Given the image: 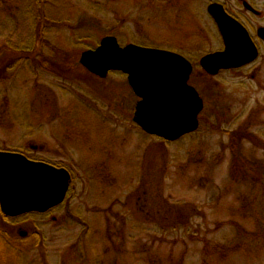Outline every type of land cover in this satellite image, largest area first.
Returning <instances> with one entry per match:
<instances>
[{"label":"rangeland","instance_id":"374dc122","mask_svg":"<svg viewBox=\"0 0 264 264\" xmlns=\"http://www.w3.org/2000/svg\"><path fill=\"white\" fill-rule=\"evenodd\" d=\"M37 3L0 1V148L68 169L71 189L48 213H0V264H264L263 92L250 82L246 95L231 91L241 87L232 74L219 91L217 78L201 81L196 132L169 142L132 121L125 74L99 78L79 62L105 35L197 63L213 50L202 32H214L200 4L184 13L166 0H40L38 13ZM242 97L262 111L248 128L261 148L240 143L247 174L232 168L218 130L228 123L213 113L240 110Z\"/></svg>","mask_w":264,"mask_h":264},{"label":"water","instance_id":"95a60500","mask_svg":"<svg viewBox=\"0 0 264 264\" xmlns=\"http://www.w3.org/2000/svg\"><path fill=\"white\" fill-rule=\"evenodd\" d=\"M212 17L218 22L214 11ZM221 31L226 38L225 50L200 58V65L210 74L247 61L248 49L241 45L236 48L227 39L226 30ZM79 62L101 78L110 71L126 75L138 98L132 121L146 134L172 142L197 129L203 104L198 92L187 83L192 66L182 54L132 43L120 46L116 37L104 35L95 48L81 52ZM70 178L64 167L30 160L18 151L0 150L1 213L17 216L58 205L66 195Z\"/></svg>","mask_w":264,"mask_h":264},{"label":"flooded vegetation","instance_id":"af4514ba","mask_svg":"<svg viewBox=\"0 0 264 264\" xmlns=\"http://www.w3.org/2000/svg\"><path fill=\"white\" fill-rule=\"evenodd\" d=\"M139 1H143V0H139ZM166 1H168V9L170 8V6H176V8L181 9L184 13L190 10L189 7H191L192 2L194 5L193 7H191V9L193 8L194 10L196 9L197 4H200V6H198L200 7V12H205L206 16L210 17V19L213 22L214 32L211 31V33L213 32V36L207 37L208 30L207 31L205 30L204 32H202L203 34H201L202 37H205V42L208 43L209 45L208 47H210L213 50L212 51L208 50L207 52L200 55L199 59L197 60V63H195L196 61L192 62L191 60H189L192 66V70L190 72L187 83L189 84V86H192L198 92V95L200 96V99L202 100V104H203L202 110H204L206 104L204 100L206 92L208 93L209 91L207 87L200 86V84H202V82H206V81L208 82V80H211L212 78L218 79L214 81L212 80L209 81V83L212 82L215 84L214 87H217L216 88L217 91L222 90L220 89L219 84L222 87L228 86L227 84L228 78H226V75L228 76V74H232L233 76L231 78L235 79L234 84L238 83L239 86L243 84V87H245V82L247 85H249L248 82H250L251 84H253V88L255 91L263 92L264 94V0H166ZM213 11L217 14L218 22L212 17ZM221 28L226 30L227 32L226 37L228 40L232 42V45L234 42V44H236L235 46L236 48H238L237 46L241 45L240 48L245 47L248 49L247 52L248 57L246 59L247 61H245L239 66L230 67V68L229 67L220 68L217 70L216 73L210 74L200 65V58L206 54L209 55V53L222 52L225 50L226 38L223 32L221 31ZM242 35H245V38ZM239 41H242V44L241 42L239 43ZM54 47L57 46L52 44L47 48L49 51L53 52ZM198 66H199L198 69L199 72H196ZM197 73H199V75ZM202 77L203 79L200 80ZM243 87L234 86L235 89L231 88L230 90L231 91L235 90L236 93L240 91L242 94L246 95L248 93L247 91L248 89ZM250 92L251 91L249 90V93ZM221 98L222 96H218V101L215 102L218 103L222 101ZM244 99L245 98L239 101L241 108L240 110H236V111H231V105H232L231 103H229L227 106L218 104L217 106L218 108L216 109L217 111L214 110L213 113L217 114L220 118L222 117L221 122H227L229 124L225 126L226 124L222 123L219 129H222L224 131V134L221 132L219 133L221 135L227 136L228 132L235 131V134L238 135V130L245 129L244 131L245 137L244 139L241 138L240 141L243 142L244 140H249L250 143L252 142L251 145L254 148L256 145H258L256 147H260L262 141L259 140L258 135H255L254 130L252 131V133H250L248 128L251 125H254L255 117L256 118L261 117L262 111L258 110V108L255 109L252 108V106L244 105ZM212 102L214 103V101ZM200 116L201 115L199 112L198 120H197L198 124H200ZM221 122L219 121V124ZM262 130L264 132V129ZM251 136H252V140H251ZM253 151H254L253 153H250L252 158L254 155H256L255 149H253ZM70 189L71 187L66 193L62 203H60L57 206H62V204L65 202V199L68 197ZM49 210L50 209H48L45 212H42L41 214L48 213ZM21 232L22 231L19 230V234L22 236V233L24 232L22 233Z\"/></svg>","mask_w":264,"mask_h":264},{"label":"trees","instance_id":"16d2710c","mask_svg":"<svg viewBox=\"0 0 264 264\" xmlns=\"http://www.w3.org/2000/svg\"><path fill=\"white\" fill-rule=\"evenodd\" d=\"M0 1H3V2H9V0H0ZM38 3H37V12L39 13H41L42 12V8H41V6L43 5V4H41L40 5V0H36ZM16 5H17V7H20V5H18L17 3H16ZM16 9V8H15ZM40 17H41V21L42 20H44V15H43V17H42V15H40ZM41 43V42H40ZM219 130V132H221V133H223L224 134V131L222 130V129H218ZM196 132V131H195ZM195 132H192V133H190V134H194ZM228 134V136H229V144H226L225 146H224V148L225 149H228V152L232 155V157H233V164H232V168H237V172L238 173H240V172H244V174L246 173H249V171L248 170H246V169H243L244 168V166L241 164V160L242 159H239L238 158V154L240 153V148H241V146H240V143H242L241 141H240V139L241 138H243L244 139V130L242 129V130H238V135H236L235 134V131H231V132H228L227 133ZM186 135H189V134H186ZM248 137V136H247ZM239 139V140H238ZM246 139V138H245ZM166 141V140H165ZM256 146H258V145H256ZM261 147V146H260ZM8 150V149H7ZM8 151H15V150H8ZM21 152V151H20ZM21 153H23L27 158H29L30 160H38V159H36V158H31V157H29L28 155H27V153L26 152H21ZM39 161H44V160H39ZM45 162H48V163H51V162H49V161H45ZM52 164H54V163H52ZM56 165V164H55ZM235 166V167H234ZM241 174V173H240ZM254 179L256 180L257 178H255L254 177ZM258 181V180H257ZM260 182V181H259ZM32 213H39V212H32ZM41 214V213H40ZM223 253V252H222ZM221 254V253H220ZM222 257V256H221ZM160 264H170V262H159Z\"/></svg>","mask_w":264,"mask_h":264}]
</instances>
